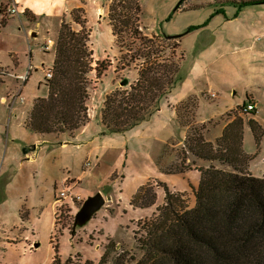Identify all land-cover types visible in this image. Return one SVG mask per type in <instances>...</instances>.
<instances>
[{
  "label": "crops",
  "instance_id": "0c3cea01",
  "mask_svg": "<svg viewBox=\"0 0 264 264\" xmlns=\"http://www.w3.org/2000/svg\"><path fill=\"white\" fill-rule=\"evenodd\" d=\"M92 1L93 0H0V6L3 8L0 17L2 18L5 16V12L10 6H18L19 10L22 12L19 16L24 20L21 21L22 26L25 28L27 27L28 34L31 33L34 39L40 38L39 36H41V44H43L47 38H51L53 42L56 41L63 21L79 26L71 21V12L74 9L83 8L85 11V19L91 28L89 45L93 50L92 56L94 61L96 62L98 59L105 58L111 59L112 61V65L110 69H107L102 79L103 83H101L104 87L105 94H107L117 86V83H111L110 81L111 70L116 67L114 65L117 48L113 36L114 34L107 19L106 11L108 5L106 4L104 8H101L102 13L98 12L97 17H95L91 14V6H89V3ZM201 1H203L201 4L194 5L190 3L193 2L192 0H185L175 12H183L186 9L190 10L195 9L194 7L206 6L204 5V0ZM259 6H264V3L248 5L241 9H238L235 4H224L220 6L224 14L215 13L210 19L208 15L213 14L214 10L216 12L218 7L214 6L206 9L204 14H202V16L200 15L196 23L193 22L194 24H192L200 25V27L184 34L181 38L182 42L183 39L193 37L196 43V48H194L195 52L193 51L192 54L193 62L187 66L182 81L172 89L167 98L162 100L159 110L150 118L148 117L134 128L123 133H113L115 135L102 134L103 127L99 118L96 120L89 119L88 123L73 135L65 132L51 135L32 132V130L26 126L25 120L29 116L34 100L38 97L47 96L48 86L44 78H38L34 83L33 81L31 82L32 73L30 71L22 87V96L24 100L22 102H15L11 108L3 105L8 108L9 117L7 124H9V127L7 133H5V147L2 155L3 162L0 167V172L4 168L9 167L10 158L15 152L14 155H16L20 149H23L22 155L27 156L25 160L31 163L37 162L35 156H37L38 151L45 155L47 150L53 149L52 151L60 155L63 167L61 184H59L58 187L67 179H71L73 181L72 183L75 185H81L84 181L91 179L98 187L103 185L111 177L112 173L120 168L124 160L126 164L124 168V184L117 189L115 188L117 183L113 182L114 193L117 192L118 194L110 195V200H116L119 203L117 204V208H120L121 203L127 198L128 205L131 207V212H140L137 219L148 217L155 213L154 211H156L157 206L163 204L164 190L161 191L159 188L156 189L157 202L153 205L154 207L133 208L130 205V200L137 189L146 182H165V184L170 187V190L188 193L189 197L192 198L193 194L191 195L189 193L191 186L197 187L200 180L197 167H209L210 165H214L218 169L232 170L230 169L232 167L228 164H222L216 160H199V158L195 156H193V158L199 161L200 165L196 166L195 163H192V169L183 173L165 174L157 164L158 156L161 155L163 158L168 156L169 147L184 146V140L188 133V126L180 125L178 119V106L188 97L196 96L198 104H196L195 108L194 123L200 125H204V123L212 120H220L228 112H232V109L242 105L248 98L252 104L256 105L254 115H251L250 118L259 122L263 130V135L259 142L256 143V139L246 120L243 123L242 146L245 152L252 157L248 166L249 174L256 177H264V39L260 42L259 46L254 43L255 39L258 37L257 35L263 36V34L259 33L264 32V30L260 28L264 26V18L253 20L247 19L245 16L247 11ZM26 11H28V13H26ZM13 17L14 16H9L7 23ZM142 19L143 17L140 19L141 29H149L147 26L143 25ZM205 21H207L206 24H204ZM94 22L97 24L96 27ZM103 22H105V24L102 25ZM190 23L191 22H189V24ZM187 26L188 24L185 23L177 31H169V34L181 33L183 30L186 31ZM103 36L109 39V41L103 42ZM37 49H41L42 55L47 56L50 60L49 67H53L56 47H54V45L49 48H45L44 45L39 47V44H36V46H29L28 50H23L22 53H20L22 57L21 66L27 68L29 64H32L33 59L36 57L35 51ZM15 54L17 61L16 65L13 67L14 70H16L19 64V53L16 52ZM43 63L45 64L44 61L42 64ZM35 66L34 70H37L40 65ZM129 71V76L132 80L129 81L128 86L135 81L138 76L137 69L134 67ZM10 73L11 72L7 75L12 76V73ZM23 73L24 72H20L18 75ZM7 75L3 77V82L6 81L5 78ZM17 82L16 80L12 92L17 88ZM29 85L32 86V89H27ZM207 93L213 94L212 98H208ZM238 94L240 98L236 100L235 96ZM13 117L15 120L12 121ZM232 119L234 118L231 117L225 121L221 120L222 122L220 123H207L206 125L208 126H205L203 131L205 140L215 143V141L222 136L227 123L231 122ZM19 132L31 134L34 139L33 144L29 141L16 139V134L14 133ZM122 136L125 137L123 142L116 145L117 143L115 144V142ZM52 138L62 139L58 142V145H55L56 142L53 143L51 141ZM250 142L254 143L253 148H251L252 145ZM125 145H128V147ZM13 150L15 152H13ZM110 151H115V155L117 154L119 156L118 164L115 165L114 162L104 169L102 168V157ZM93 155L95 157L94 165L92 163H90L88 167H84L83 165L85 170L71 174V171L75 169L79 162L83 164L89 156ZM255 157L257 158L255 159ZM135 159L141 160L142 165L139 170L132 166ZM22 164H24V162H22ZM193 164H195V167H193ZM188 175L195 177L197 179L196 182H190ZM180 179L182 181H180ZM54 187H57L56 182ZM54 202L55 200L48 204L44 199L41 201V203H43L42 209H45L43 214L50 210V214L55 218L56 209ZM191 202L195 204L193 198L190 200V203ZM2 203L4 206H8L7 209L11 207L7 199L3 200ZM28 203H30V201ZM13 206L17 207L15 208L17 216L14 218V223L7 227L3 224V226L0 227V240H3L7 252L4 261H6L5 264H31L34 255L39 251V243L35 237L38 232H35L33 229L35 228L38 230L39 227L36 225L38 221H35L34 214L30 212V209L25 208L26 205L22 200L15 204L13 203ZM189 206L192 207L193 205ZM35 208L36 206L32 207L33 211ZM106 211L113 217L117 214V210L114 211L115 214L112 213V210L107 209ZM107 215V212H104L103 215L98 216V219H104ZM54 218L50 222L52 228L54 225ZM119 225L120 227L124 226L122 223ZM47 253L48 256L45 264H51L53 261L54 249L50 237L48 240ZM87 261H91L92 264H97L96 261L87 259H83L80 264H86Z\"/></svg>",
  "mask_w": 264,
  "mask_h": 264
},
{
  "label": "trees",
  "instance_id": "16d2710c",
  "mask_svg": "<svg viewBox=\"0 0 264 264\" xmlns=\"http://www.w3.org/2000/svg\"><path fill=\"white\" fill-rule=\"evenodd\" d=\"M118 1L117 6L125 10L119 12L114 0L110 5L109 24L113 36L119 41L124 28H129L132 37L142 46L134 50L129 45L130 59L125 57L128 61L124 62L126 67L135 65L137 79L127 87L123 82V87H116L105 96L100 119L102 134L126 132L159 110L162 100L183 79L180 70L184 53L177 55L180 37L200 27L190 26L186 32L177 35L147 36L140 27V0H134L133 4L132 0ZM184 1L180 0L175 10ZM228 2L241 9L264 3V0ZM126 9H134L136 25L130 24L132 18ZM75 10L81 11L83 16L71 21L81 28L75 30L71 23L62 22L52 67L53 78L47 80L48 94L34 100L25 120L26 126L34 133L51 135L65 132L73 135L90 119L87 102L93 50L89 45L90 30L86 27L85 11L77 8L73 12ZM215 13L223 12L217 10ZM6 23L2 17L1 24ZM167 49L170 53L165 56ZM137 61L142 62L137 64ZM107 62H97L95 71L100 79L112 64L109 59ZM189 98L191 96L186 100ZM244 122L241 116L235 115L215 143L204 139V125L200 126V131L196 129L195 137H188L193 143L187 151L199 160L228 164L233 171L218 169L214 165L197 167L200 180L197 187L191 186L195 197L192 207L187 206L185 193L170 190L165 182L150 181L141 185L130 200L134 208H149L156 204V185L162 186L165 194L164 203L157 206L153 216L139 222L143 236L138 241L143 254L139 258H129L123 251L110 260V254L116 253V244L108 238L109 244L97 264L109 261L112 264H130V261L135 264H264V177L249 174L252 157L242 146ZM248 125L258 143L263 135L262 127L253 118L248 120ZM157 164L165 174L192 169V165L185 163L174 170L165 169L159 161ZM51 243L54 249L51 264H76L73 259L75 256L79 258V254L62 259L59 243L52 240ZM86 264L92 262L87 261Z\"/></svg>",
  "mask_w": 264,
  "mask_h": 264
},
{
  "label": "rangeland",
  "instance_id": "374dc122",
  "mask_svg": "<svg viewBox=\"0 0 264 264\" xmlns=\"http://www.w3.org/2000/svg\"><path fill=\"white\" fill-rule=\"evenodd\" d=\"M116 7L118 11H123L125 8H120L117 6L118 0H114ZM194 5L201 4L203 1L201 0H192ZM229 0H204L206 6L202 7H194L195 9H186L183 12H175V7L177 3L180 2V0H140V5L142 8V14L141 18L142 23L144 26H147V28H142V33L147 36H158L161 37L163 34L168 35H177L181 34L183 32H186L187 29L190 26H193L192 24L196 23V21L200 18V15L204 14L206 9H209V7L217 6L219 11H222L220 6L224 4H229ZM240 1V0H237ZM113 0H93L91 3H89V6H91V14L95 17H97V13H102L101 8H104L107 4V19L109 21V13H110V5H112ZM135 1L132 0V4ZM127 4H131L130 2H126ZM99 4V5H98ZM231 4V3H230ZM182 5V3H181ZM189 5V4H188ZM187 7V6H183ZM134 10V9H133ZM132 9H126L127 13H130L131 20L130 24H135L134 17L135 12ZM124 12V11H123ZM215 14V10L213 14L208 15V18L210 19ZM221 14H224L221 13ZM1 16V13H0ZM16 14L7 24L2 25L1 24V17H0V65L1 68L4 71H7L4 74H0V98L12 92V89L15 86L16 79L15 77L7 75L9 72L19 74L20 72H24L25 66H21L22 64V57L21 54L23 50H28L29 46H36V44H39V47H42L44 44H41V36L40 38L34 39L33 35L30 33L28 34L27 27H23L21 24V21H24L21 16ZM83 13L81 11L75 10L74 12H71L70 19L76 18V17H82ZM245 16L247 19H258V18H264V6H259L254 9H251L250 11H247ZM9 14L5 13V16H3V19L8 20ZM86 20V19H85ZM189 22H191L189 24ZM194 22V23H193ZM188 24L186 31L183 30L181 33L176 34H169V31H177L180 29L184 24ZM105 24V22L102 23V25ZM72 28L75 30H79L81 27L77 26L75 24H71ZM95 27L97 26L96 22H94ZM136 25V24H135ZM86 27L88 30H90L91 35V28L87 24L86 21ZM78 28V29H77ZM259 28V27H257ZM264 30V26L260 27ZM125 32L120 36V40L118 41L117 38L115 39L116 44V61L114 67L111 70V83H117L116 87H123V82H126L128 86L129 81L132 80L130 75V69L135 67L134 64H131L129 67L124 66V62L128 61L130 59V52H128V47L131 45L134 50H137L139 47H141V43L138 40H135L132 37L131 31L129 28H124ZM152 30V31H151ZM156 34H154V33ZM259 34H263L264 32H260ZM89 35V39H90ZM58 36V35H57ZM258 37L255 39V42L257 46L260 45V42L264 39L262 35H257ZM183 37V36H182ZM180 37V38H182ZM103 42L109 41V39H106L105 36L102 38ZM195 41L193 37L183 39V41L180 43V46L178 48V54H183L182 59V66H181V73L184 74L187 70V66L190 65L193 62V51L194 48H196ZM42 45V46H41ZM57 46V39L55 41L54 47ZM258 48V47H257ZM41 49H37L36 57L33 59L32 64V79L31 82L33 83L38 78H44L45 83H47V79L44 77V71L49 67L50 60L47 56H43ZM19 53V64L16 67V70H14V66L16 65V54ZM195 52V51H194ZM170 50H166L164 53L165 56L169 55ZM125 57H128V60H125ZM107 58L105 59H98L96 62L93 58V71L89 73V78L91 79V85L89 86V93L90 97L87 102L88 107V113L89 117L92 120H96L97 118L101 119V111L103 108V102H105V96L108 94H105L104 87L101 85L102 79L104 76L100 78L97 77L95 68L97 67V62L101 61L105 64H107ZM111 60V59H109ZM45 62V64L42 62ZM21 62V63H20ZM142 61H137V64H141ZM112 63V61H111ZM35 65H40L37 70H34L36 67ZM112 65V64H111ZM110 69V67H109ZM52 70V67H51ZM107 71V70H106ZM53 72V71H52ZM106 73V72H105ZM6 76V81L3 82V77ZM138 77V76H137ZM131 84V83H130ZM113 88V89H114ZM27 89H32V86L29 85ZM112 89V90H113ZM111 90V91H112ZM110 91V92H111ZM109 92V93H110ZM211 93H207L208 98H212ZM196 96H191L184 104H181L179 106V123L180 125L188 124V133L187 137L184 140V146L179 145L176 147H169L167 154V157H162L161 155L157 157V160L164 166L165 169H172L174 170L176 167H180L183 163L192 165V163H195L196 166L200 165L199 161L195 160L191 153L188 154V146L192 144L193 142L188 140V137L190 139L195 137L196 129H199L200 131V124L194 123L195 119V106L198 104V99ZM240 95L238 94L235 96V99H239ZM246 101V100H245ZM248 100L247 102H249ZM235 115L241 116L244 121H248L251 116L250 113L242 112L241 111V105L237 106L235 109H232V112H228L226 115H224L220 120H212L210 122H207L208 124H211L212 122H222L225 121L231 117L235 118ZM9 112L8 108H6L3 105H0V167L3 162L2 155L3 150L5 147V133H7V129L9 127L8 122ZM15 120L14 117L12 118V121ZM222 120V121H221ZM207 123H204V126ZM16 134V139H19L21 141H29L31 144H33L34 139L31 134H23V132L14 133ZM115 135L113 133H108ZM125 137H119L117 142H115L116 145L123 142V139ZM62 138L54 139L52 138L51 141L53 143L56 142L55 145H58V142ZM205 139V138H204ZM251 143V142H250ZM252 147H254V143H251ZM128 147V145H125ZM125 147V148H126ZM171 148V149H170ZM53 149L47 150L46 154H41L40 151H38L37 156L35 158L37 159V162L31 163L30 161H26L25 158L27 156L22 155L23 149H20L16 155L13 154V156L10 158V164L9 167L4 168L0 172V227L5 225V227L9 226L10 224L14 223V218L17 216V211L15 206H13V203L16 202H22L26 205L25 208H29L30 212L34 214L35 221H38V230L33 228L35 232H38V234L35 235L37 242L39 243V251L34 255V258L32 259L31 264H45L47 256H48V240L49 237L52 240L53 243H59V254L61 255L62 259H66L68 256L79 254L80 258L75 256L73 259L74 262L77 264L83 260H94L97 263L99 262V259L101 255L106 251V248L109 244L108 238L113 240L116 244V253L110 254L109 259L111 260L113 257H115L117 254L122 253L123 251H126L127 256L129 258H139L143 254V249L141 248V245L139 244L138 239L143 236V231L140 228L139 222H143L146 218H150L153 216H146L142 217L141 219H137V216L140 215V212H131V207L128 205V200L125 198L123 203H121L120 208H117V204H119L116 200L111 201L110 195L118 194L117 192L114 193V183H117V186L115 188L121 187L124 183L125 178V161L123 160L120 168L115 170L112 174L113 176L110 177L103 185L98 186L93 183L91 179L84 181L81 185H74V191L73 194L75 195L73 197L74 202H72L70 199H61L57 203L56 200L58 199L57 195V187L59 184H61V174H62V160L60 155H57L55 151H52ZM10 151V150H9ZM45 153V152H44ZM263 154V153H261ZM9 155V154H7ZM11 156V155H10ZM118 155H115V151H110L106 153L105 156L102 157V168L106 169L109 165H112L115 162V165L118 164ZM162 157V158H161ZM257 157H255L256 159ZM189 159V161H188ZM24 162V164H22ZM95 157L89 156L88 159L85 160V162L82 164L81 162L78 163V165L71 171V174L82 172L85 170L84 167H88L90 163L94 165ZM193 164V167H195ZM84 165V167H83ZM141 160L135 159L132 163L133 168L135 169H141ZM232 169V168H230ZM89 171V170H87ZM232 171V170H231ZM66 174V172H65ZM188 179L190 182H196V178L188 175ZM69 182H73L71 179H67ZM180 181H182L180 179ZM187 181V180H186ZM55 182L57 184V187H54ZM160 182V181H159ZM157 184V183H155ZM60 187V186H59ZM163 190L162 186L156 185V189ZM7 192V193H6ZM96 192H101L105 199L106 203L101 207V209L96 212L91 219H89L84 225L80 226L77 225L74 227V219L75 214L81 208L82 203L91 195H94ZM189 193L192 195V190L190 189ZM56 194V195H55ZM9 197H7V196ZM56 196V197H55ZM134 196V195H133ZM186 199H187V206L189 205H195L193 202L190 203V200L193 198L195 200L194 195L192 198L189 197L188 193H185ZM165 197V194H164ZM7 199L11 207L7 209L8 206H4L2 203L3 200ZM45 200L48 204L51 202H54L55 209H56V216L52 217L50 214V210L48 212H45L43 214V211L45 209H42L43 203H41L42 200ZM30 201V203H28ZM35 202V204H34ZM157 202V199H156ZM33 203V205H32ZM164 203V202H163ZM33 206H36V208L32 209ZM154 207V206H153ZM190 207V206H189ZM134 208V207H133ZM107 209L112 210L114 213L115 210H117V214L113 217L110 216L109 212L106 211ZM104 212H107V217L104 219H98V216L103 215ZM156 212V211H154ZM115 214V213H114ZM122 217V218H121ZM54 218V225L53 228L51 226V220ZM123 224V227H120L119 224ZM36 227V226H35ZM52 228V230H51ZM31 231V230H30ZM1 233V231H0ZM50 235V236H49ZM74 235V236H73ZM52 244V243H51ZM7 252L6 247L4 246L3 240H0V264H5L6 261H4V258L6 259ZM81 260V261H80ZM130 260V259H129ZM130 264H135L134 261H130ZM107 264H112V261H109Z\"/></svg>",
  "mask_w": 264,
  "mask_h": 264
},
{
  "label": "built area",
  "instance_id": "2783aa9c",
  "mask_svg": "<svg viewBox=\"0 0 264 264\" xmlns=\"http://www.w3.org/2000/svg\"><path fill=\"white\" fill-rule=\"evenodd\" d=\"M6 14H9V16H15L16 14H21L22 12L19 10L18 6H15V5H12L10 6L6 12ZM44 47L45 48H49L50 46H53L55 44V42H53V40H51V38H47L45 41H44ZM33 65L32 64H29V66L26 68V70L24 71L23 74H11L13 75L16 80L18 81L17 82V85L15 88V90L13 92H10L8 94H5L3 95L1 98H0V104L2 105H5L7 106L8 108H11L13 106V104L17 101L19 102H22L24 100V97L22 96V87H23V84L25 83V81L27 80L28 78V75L30 73V70L32 69ZM7 71H4L2 68H1V65H0V74H4L6 73ZM44 77L48 80V79H52L53 78V72L51 70L50 67H48L45 71H44ZM213 95V94H212ZM255 106L254 104H252L250 101L247 102L246 104H242L241 106V111L242 112H246V113H252L255 111ZM74 183L72 182H69L67 180H65L63 182L62 185H60V187H58V191H57V195H58V199L56 200L55 203H57L58 201H60L61 199H70L72 202H74V199L73 197L75 196L73 194V191H74Z\"/></svg>",
  "mask_w": 264,
  "mask_h": 264
},
{
  "label": "water",
  "instance_id": "95a60500",
  "mask_svg": "<svg viewBox=\"0 0 264 264\" xmlns=\"http://www.w3.org/2000/svg\"><path fill=\"white\" fill-rule=\"evenodd\" d=\"M104 203H106V199L101 192H96L94 195L89 196L75 214L74 227L84 225L101 209Z\"/></svg>",
  "mask_w": 264,
  "mask_h": 264
}]
</instances>
